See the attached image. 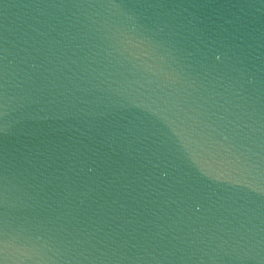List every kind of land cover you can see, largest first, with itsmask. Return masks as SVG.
Wrapping results in <instances>:
<instances>
[{
  "label": "water",
  "instance_id": "1",
  "mask_svg": "<svg viewBox=\"0 0 264 264\" xmlns=\"http://www.w3.org/2000/svg\"><path fill=\"white\" fill-rule=\"evenodd\" d=\"M0 264H264V50L174 0H0Z\"/></svg>",
  "mask_w": 264,
  "mask_h": 264
}]
</instances>
